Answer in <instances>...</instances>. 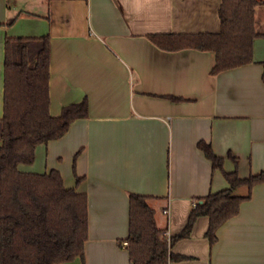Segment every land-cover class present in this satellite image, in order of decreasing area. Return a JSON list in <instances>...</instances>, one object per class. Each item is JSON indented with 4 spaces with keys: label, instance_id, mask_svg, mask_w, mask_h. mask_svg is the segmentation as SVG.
Instances as JSON below:
<instances>
[{
    "label": "crops",
    "instance_id": "1",
    "mask_svg": "<svg viewBox=\"0 0 264 264\" xmlns=\"http://www.w3.org/2000/svg\"><path fill=\"white\" fill-rule=\"evenodd\" d=\"M221 2L0 0V117L7 37L50 36L52 115L85 98L89 104L87 117L20 165L32 173L56 169L66 186L88 196L84 259L59 264H131L121 243L131 193L149 197L169 238L185 228L201 197L230 187L225 172L246 178L264 171V37L254 41L253 62L216 74L214 52L167 50L149 37L218 32ZM200 141L224 159L222 169ZM235 194L250 197L220 226L216 242L206 235L209 217L200 216L171 248L184 258L168 264H264V182Z\"/></svg>",
    "mask_w": 264,
    "mask_h": 264
},
{
    "label": "trees",
    "instance_id": "2",
    "mask_svg": "<svg viewBox=\"0 0 264 264\" xmlns=\"http://www.w3.org/2000/svg\"><path fill=\"white\" fill-rule=\"evenodd\" d=\"M264 0H222L218 32L151 34L150 39L167 50L195 48L215 53L216 74L254 61V41L264 37L256 28L255 12ZM17 16L12 17V24ZM4 113L0 117V264H59L85 255L89 237L88 196L68 187L61 173L25 172L40 144L63 137L72 123L88 116L85 98L63 107L58 116L50 112V36L7 37L5 43ZM178 99V98H175ZM199 147L213 167L222 169L223 158L212 146ZM230 187L201 197L190 212L185 228L167 237L159 228L149 197L130 194L127 242L131 264H168L184 256L171 251L174 243L190 236L200 216L209 217L206 233L211 245L217 230L237 215L250 194H235L264 182V171L241 178L225 172ZM80 177L77 178L79 182Z\"/></svg>",
    "mask_w": 264,
    "mask_h": 264
},
{
    "label": "rangeland",
    "instance_id": "3",
    "mask_svg": "<svg viewBox=\"0 0 264 264\" xmlns=\"http://www.w3.org/2000/svg\"><path fill=\"white\" fill-rule=\"evenodd\" d=\"M263 5H259L256 11V27L260 32H264V15L262 12Z\"/></svg>",
    "mask_w": 264,
    "mask_h": 264
},
{
    "label": "built area",
    "instance_id": "4",
    "mask_svg": "<svg viewBox=\"0 0 264 264\" xmlns=\"http://www.w3.org/2000/svg\"><path fill=\"white\" fill-rule=\"evenodd\" d=\"M165 213H167L168 211L167 210H164ZM124 246H127V242H124L123 244Z\"/></svg>",
    "mask_w": 264,
    "mask_h": 264
}]
</instances>
